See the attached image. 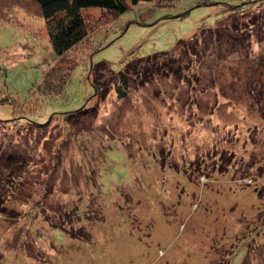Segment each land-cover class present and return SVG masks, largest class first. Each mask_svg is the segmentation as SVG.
<instances>
[{
  "label": "rangeland",
  "instance_id": "rangeland-1",
  "mask_svg": "<svg viewBox=\"0 0 264 264\" xmlns=\"http://www.w3.org/2000/svg\"><path fill=\"white\" fill-rule=\"evenodd\" d=\"M247 1L83 10L85 38L56 56L40 7L0 0V264H264V28L200 38L123 98L90 82Z\"/></svg>",
  "mask_w": 264,
  "mask_h": 264
},
{
  "label": "trees",
  "instance_id": "trees-1",
  "mask_svg": "<svg viewBox=\"0 0 264 264\" xmlns=\"http://www.w3.org/2000/svg\"><path fill=\"white\" fill-rule=\"evenodd\" d=\"M39 7L41 15L46 22L48 34L53 52L56 56L63 55L73 46L78 44L86 36V22L81 11L87 9H99L104 12L115 13L120 16L126 13L132 6H137L143 2H152L153 0H32ZM261 2L260 0H249L241 6L234 7V10L226 17L221 19L212 29H200L194 36L188 40H179L169 51L156 52L144 57L129 60L119 71H114L108 63L100 62L91 65L90 73L92 79L91 85L94 88L93 97L97 102L105 99L107 94L114 88L117 97L123 98L127 96L130 88V81L135 80L143 85L147 79V75H153L157 70L172 69L175 64V55L177 52L186 50V47L197 48V44L201 39L210 41L214 48H222L224 44L229 46H238L241 40H247L248 35L253 32L257 34L264 28V14L254 13L243 19L244 7L251 3ZM243 14V15H242ZM244 25L245 29L238 33V25ZM234 42V43H233ZM247 42V41H246ZM227 48V46L225 47ZM189 53V52H188ZM108 73L110 78L103 77L104 73ZM145 77V78H144ZM106 80H105V79ZM49 85L43 81L42 91L45 93ZM50 96L55 93L49 92ZM57 94V93H56ZM259 104L260 100L258 99ZM256 104V103H255ZM262 104V102H261ZM84 107V106H83ZM85 109H87L85 107ZM264 117V114H263ZM33 126H43L45 123L38 124L29 122Z\"/></svg>",
  "mask_w": 264,
  "mask_h": 264
}]
</instances>
